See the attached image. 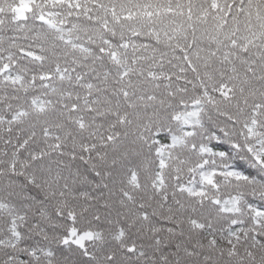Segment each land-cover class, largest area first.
<instances>
[{
  "label": "snow or ice",
  "instance_id": "6c2138e0",
  "mask_svg": "<svg viewBox=\"0 0 264 264\" xmlns=\"http://www.w3.org/2000/svg\"><path fill=\"white\" fill-rule=\"evenodd\" d=\"M0 264H264V0H0Z\"/></svg>",
  "mask_w": 264,
  "mask_h": 264
}]
</instances>
